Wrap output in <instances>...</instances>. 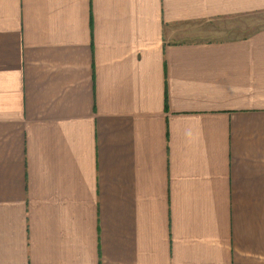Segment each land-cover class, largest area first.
<instances>
[{
    "label": "crops",
    "instance_id": "obj_1",
    "mask_svg": "<svg viewBox=\"0 0 264 264\" xmlns=\"http://www.w3.org/2000/svg\"><path fill=\"white\" fill-rule=\"evenodd\" d=\"M257 13L0 0V264H264Z\"/></svg>",
    "mask_w": 264,
    "mask_h": 264
},
{
    "label": "rangeland",
    "instance_id": "obj_2",
    "mask_svg": "<svg viewBox=\"0 0 264 264\" xmlns=\"http://www.w3.org/2000/svg\"><path fill=\"white\" fill-rule=\"evenodd\" d=\"M214 25H219L224 27L225 29H233L230 31V34L228 36H234V35H242L243 31L247 29V34L264 27V13H257L253 15H248L245 17H239L234 19H227L224 22L221 23H213ZM241 31H239V30Z\"/></svg>",
    "mask_w": 264,
    "mask_h": 264
}]
</instances>
